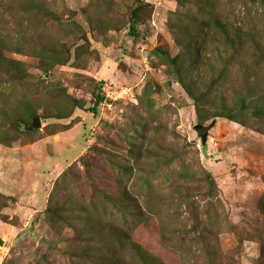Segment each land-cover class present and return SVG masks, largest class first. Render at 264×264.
Listing matches in <instances>:
<instances>
[{
  "label": "rangeland",
  "instance_id": "rangeland-1",
  "mask_svg": "<svg viewBox=\"0 0 264 264\" xmlns=\"http://www.w3.org/2000/svg\"><path fill=\"white\" fill-rule=\"evenodd\" d=\"M262 101L264 0H0V264H264Z\"/></svg>",
  "mask_w": 264,
  "mask_h": 264
},
{
  "label": "trees",
  "instance_id": "trees-1",
  "mask_svg": "<svg viewBox=\"0 0 264 264\" xmlns=\"http://www.w3.org/2000/svg\"><path fill=\"white\" fill-rule=\"evenodd\" d=\"M132 23L130 24V30H131V34H134V23L137 22V16L136 14H132ZM171 29L173 30V27L171 26ZM236 29H239V27H236ZM235 29V30H236ZM181 44V43H180ZM161 54V51L159 50V52ZM157 53V55L159 56V54ZM191 53V52H190ZM190 53H186V56L189 55ZM168 54L166 53V56ZM184 55V53H183ZM181 57L176 55L175 57H167L165 63H169L171 65H173V68L170 69L169 71H172L174 73V75L176 76V80L178 81V83L180 82L181 86L183 87V89L187 92L188 95L191 96V98L193 99L194 101V105L197 109H201L200 105H201V98L200 96H198L197 94H194L192 92V88H193V84L192 82L189 80L188 78V83H184L186 82V79H187V75H185L182 71V69H180L177 64H178V61H179V58ZM260 57V56H259ZM10 63V62H9ZM16 68L20 69L19 66L16 65ZM21 70V69H20ZM13 71V70H12ZM15 74V73H14ZM17 74L18 72L16 73V75L13 76V78H17ZM13 75V74H12ZM19 78V77H18ZM104 100V94L102 93V91L99 89L97 93L94 94L93 96V106L90 107V110L92 112L95 113L96 111V107L98 106V104ZM258 108H259V111L261 112L260 115L261 117L259 116V122H262L264 121V114L262 112H264V101L262 102H258ZM233 108L232 107H228V106H223L219 109L218 112H215V113H212L211 115V118H215L217 116L219 117H223V118H226V119H229V120H235L234 118L236 117L237 115V112L232 110ZM238 111V110H237ZM28 113L30 114L28 117L31 118V117H35L37 116L35 111L34 110H29ZM32 119V118H31ZM31 122V121H30ZM30 124V123H29ZM28 124V125H29ZM25 126H27L25 123H24V120H20V121H17V126H16V129L19 130V131H23V130H26L25 129ZM262 132L264 133V127L262 129ZM264 201V200H263Z\"/></svg>",
  "mask_w": 264,
  "mask_h": 264
},
{
  "label": "water",
  "instance_id": "water-1",
  "mask_svg": "<svg viewBox=\"0 0 264 264\" xmlns=\"http://www.w3.org/2000/svg\"><path fill=\"white\" fill-rule=\"evenodd\" d=\"M214 122L215 121H211L207 125L196 124L194 126V129L197 132V134L201 137L202 142H205V140L207 139L208 130L214 125ZM40 125L41 124H40L39 118L34 117V118H32V121L30 122V124L25 126V129L34 130V129L38 128ZM2 243H3V240L0 237V245H2Z\"/></svg>",
  "mask_w": 264,
  "mask_h": 264
}]
</instances>
